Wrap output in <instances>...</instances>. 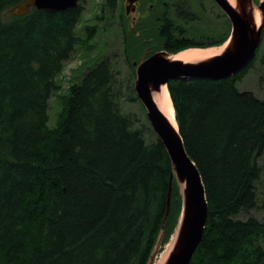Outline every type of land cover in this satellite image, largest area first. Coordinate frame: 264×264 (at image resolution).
Wrapping results in <instances>:
<instances>
[{"label":"trees","instance_id":"trees-1","mask_svg":"<svg viewBox=\"0 0 264 264\" xmlns=\"http://www.w3.org/2000/svg\"><path fill=\"white\" fill-rule=\"evenodd\" d=\"M22 1L0 0V264H148L162 231L172 163L153 131L148 141V127L125 110L139 101L134 62L158 51L222 46L231 23L217 38L197 39L194 1L177 0L164 9L152 42L141 21L140 37L127 32L121 6L127 78L120 79L109 55L87 63L80 81L60 96L50 127L49 101L65 63L78 47L96 50L93 40L116 18L120 0H102L95 24L80 32L87 0L77 10L10 14ZM258 63L264 69V31L260 50L240 73L167 86L208 205L191 264H264V220L252 215L260 208L264 98L238 88ZM181 209L174 181L162 247Z\"/></svg>","mask_w":264,"mask_h":264},{"label":"water","instance_id":"water-1","mask_svg":"<svg viewBox=\"0 0 264 264\" xmlns=\"http://www.w3.org/2000/svg\"><path fill=\"white\" fill-rule=\"evenodd\" d=\"M80 1L23 0L9 12L19 17L29 14L32 9L59 13L69 9L77 10ZM137 1L128 0L129 4H125L126 16L135 14ZM214 2L231 22V33L222 45L225 49L220 55L197 63H184L168 59L172 54L167 51H158L147 58H142L140 62H134L136 68L134 90L137 99L146 110L151 128L164 145L172 163L162 231L148 264L155 263L162 248L164 226L171 211L174 181L182 195V209L174 234V248L166 264H191L208 222V205L200 173L186 152L179 128L175 129L155 104L154 92L161 91L162 87H167L169 82L174 80L231 78L248 66L262 43L264 0L259 4L254 0H235V7H232L228 0H214ZM249 5L261 11L262 20L259 26L255 25L253 12L246 10ZM135 22L136 18H133L132 28Z\"/></svg>","mask_w":264,"mask_h":264},{"label":"rangeland","instance_id":"rangeland-1","mask_svg":"<svg viewBox=\"0 0 264 264\" xmlns=\"http://www.w3.org/2000/svg\"><path fill=\"white\" fill-rule=\"evenodd\" d=\"M193 1L196 10L195 12L198 13V15L200 16L201 22L196 23L198 25L195 24L193 26L195 34L193 32L192 34L195 35L197 39H200L202 37H219L224 32V29H226V22L228 23V18L216 5L214 0ZM261 1L262 0H257L255 2L259 4ZM101 5L102 0H87L85 4L83 18L81 24L79 25V32L85 25L95 24L96 17L100 16L99 9L101 8ZM121 6L123 7L125 14L124 0H120L116 18H113V21H109L106 27L102 29L99 36L95 40H93V43H96V50L87 52L82 48L78 47L74 55L65 63L62 74L57 78L59 91L57 93H54L49 101L48 115L50 127L55 126L58 113L61 109L59 99L60 96L66 94L70 85L80 81L83 71H85L86 67L88 66L87 63L92 66L94 59L109 55L116 61L115 63L120 72V79L125 81V79L127 78L130 67L126 61V56L124 57V36L122 34L121 25L119 24V21L122 22L120 16ZM157 9L159 8L152 7V9H150L148 5L143 7L142 4L139 7L138 14L136 15V22L134 28H132L131 18L125 15V26L127 32H129V34L133 32L135 36L140 37L141 33L136 32L135 27L137 23L141 21V23L148 25L146 27L149 30L147 29L148 32L146 33H148L150 37L154 36V39L157 41L158 35L155 33L154 22H152L154 20V13L157 11ZM220 17L223 19H220ZM147 20H151V22H147ZM263 73L264 69L261 68V65H259L258 63L255 70L250 72L242 83L238 84V88L240 90H250L260 98H264V80H260L261 77L263 78ZM142 107L143 105H141L140 101H137L136 103L129 102L125 104V110L130 113L136 114L140 118L142 124H145V126L148 127L146 138L148 141H152L155 139L156 134L151 128V125L147 119L146 110ZM152 131L155 135L152 133ZM260 164L263 167V172L258 182L260 208L258 209V211L252 213V215L260 220H264V156L261 158ZM174 234L175 231L171 236L170 240L166 243V245L161 248V251L165 249V247L170 243H174Z\"/></svg>","mask_w":264,"mask_h":264},{"label":"bare ground","instance_id":"bare-ground-1","mask_svg":"<svg viewBox=\"0 0 264 264\" xmlns=\"http://www.w3.org/2000/svg\"><path fill=\"white\" fill-rule=\"evenodd\" d=\"M228 1L232 7H235L236 5L235 0H228ZM246 10L249 12H253V14L255 15L254 16L255 25L259 26L262 20L261 11L257 7L255 8L252 5H249V7H246ZM224 49H225V46H222L219 48H208V49L192 48V49L182 51L175 55L172 54V56H169L168 59L181 61L184 63H197V62L212 58L214 56L220 55L224 51ZM153 100L155 104L157 105V107L159 108V110L162 112V114L169 121V123L175 129H178V124L175 118V110L172 104V100L170 98L168 88L164 86L161 88V91L154 92ZM174 244H175V239H174V243H170L169 245L165 247V249H163L162 251L160 250L158 256L156 257L154 264H166L171 252L173 251Z\"/></svg>","mask_w":264,"mask_h":264},{"label":"flooded vegetation","instance_id":"flooded-vegetation-1","mask_svg":"<svg viewBox=\"0 0 264 264\" xmlns=\"http://www.w3.org/2000/svg\"><path fill=\"white\" fill-rule=\"evenodd\" d=\"M169 2H173L174 3V2H177V0H138L135 3V6H136V12H135V14H133L131 16H127V17H130L131 18V22L133 23V18H136V15L138 14V11H139V7L142 4H143V7L146 6V5H148L150 9H152V7L159 8L154 13L155 33L158 35L159 30L161 28V25H160L159 21L162 20L163 15H164V9L165 10L167 9V7L169 6V4H168ZM127 3H128V0H124V7H125V4H127ZM170 8H171V6L169 7V9ZM149 21L150 20H147V22H149ZM157 40H159L158 37H157ZM150 41H152V42L154 41V36L150 37ZM154 42H157V41H154Z\"/></svg>","mask_w":264,"mask_h":264}]
</instances>
